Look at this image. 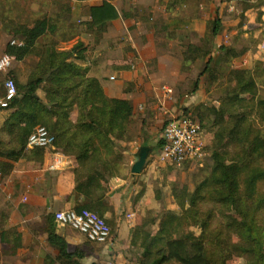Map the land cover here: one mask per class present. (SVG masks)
Returning <instances> with one entry per match:
<instances>
[{
	"label": "trees",
	"instance_id": "1",
	"mask_svg": "<svg viewBox=\"0 0 264 264\" xmlns=\"http://www.w3.org/2000/svg\"><path fill=\"white\" fill-rule=\"evenodd\" d=\"M194 1L215 0L182 2ZM89 17L90 21L84 24L85 32L101 39L119 14L111 3L104 2L90 8ZM8 18L7 11L2 10V28L24 43L22 47L8 43L5 55L14 57L16 62L35 56L38 62L25 83L15 74L8 77L16 82L17 95L8 108H0L6 114L0 133L9 138L8 150L0 152V171L5 178L13 169L9 162L17 163L26 155L44 156L43 149H32L29 154L26 150L35 129L46 127L56 139L55 150L73 158L77 164L72 171L71 195L82 198L83 204L76 205L74 210H89L109 223L106 215L114 213L110 181L126 170L118 143L131 141L134 106L130 101L107 97L100 81L89 77L85 64L88 50L84 49L83 42L78 41L71 49L59 50L50 39L51 34L57 33L51 18L45 17L31 25ZM222 27V20L217 16L200 44L188 45L183 53V67L206 61L202 76L209 78L212 86L223 81L219 86L224 94L220 106L204 109L198 120L203 132L208 123L207 130L213 135L211 170L194 191L187 186L174 187L173 197L181 214L163 215L156 234L148 230L147 218L132 228L130 246L139 249L142 264L170 261L231 264L235 258L243 260L240 264H264V225L258 224L259 216L264 215L261 189L264 184V95L258 83L260 78L264 79V68L261 64H256L254 69L233 67L232 62L244 52L225 45L218 48L215 56ZM198 85L199 80L194 92ZM39 92L44 96L40 97ZM162 145L160 141L159 150ZM144 193L145 189L139 196ZM155 196L160 199L156 192ZM209 208H212L210 212ZM216 211L222 217L223 228L210 230ZM191 228H198L200 234L196 235ZM44 233L50 247L58 251V264H84V252H70L65 238L57 233L55 214L45 217Z\"/></svg>",
	"mask_w": 264,
	"mask_h": 264
},
{
	"label": "crops",
	"instance_id": "2",
	"mask_svg": "<svg viewBox=\"0 0 264 264\" xmlns=\"http://www.w3.org/2000/svg\"><path fill=\"white\" fill-rule=\"evenodd\" d=\"M104 2H109L116 8L119 18L109 24L107 32L101 39L89 33L78 36L75 41L76 43L78 41L83 42L84 49L88 50V60L85 64L89 68V77L97 78L100 81L107 97L130 101L134 106L135 115L139 110L145 108L146 103L152 102L154 96L159 99L163 97L162 93L155 90V87L153 88L155 82L149 81L148 77L154 80V77L164 76V78L172 80L174 75H179V71L184 66V61L181 62L180 59L183 60V53L186 47L190 44L199 45L206 33L210 32L209 25L217 16L222 20L224 28L222 27V36L220 34L217 37L214 55L218 54V48L223 45L220 44V39H229L228 31L231 29L230 27H235L238 23V21L234 20L230 22L228 18L224 19L225 14L238 12L237 4L234 0L229 2L227 0L220 2L215 0V3L211 2L209 6L211 8L210 12H217V14L210 19L208 18L206 28L201 27L199 20L187 21L173 16L168 9L170 0H88L77 6L73 11V16L90 21L89 9L100 6ZM249 2L251 4L256 3L255 0ZM251 6L252 8L245 11V15H249L253 11V5ZM257 11L258 19L261 13L262 17L260 20L264 22V5L258 8ZM252 22L253 19L249 23ZM0 23L2 28L4 21H0ZM185 25L186 27H192L193 30L186 32L182 37L179 34L174 36L175 32H180L178 28H184ZM1 28L0 53L3 48L5 49L3 46L5 36L3 33H5V30ZM165 28L173 34L170 36L166 35V40L162 38L163 42L166 43L165 48L162 50L157 46L156 38H158L157 31ZM262 31L263 29L260 30L258 28L244 30L242 37L250 36L254 38L260 35ZM5 34L6 36L8 35L7 33ZM189 34L196 35L200 40L199 43L186 42L189 40ZM19 40L22 41L21 39ZM176 46L177 48H175ZM135 52L137 57L134 56ZM124 56H128L131 65L128 64L127 60H123ZM245 56L241 59L238 58V65L235 68L243 67V64L241 65L242 62L244 66L249 67L255 61L262 62L264 68V59H262L260 51L257 50L254 54L249 52ZM26 60L16 62V70H14L15 76L21 82L24 79L20 76L22 63ZM156 60L157 66L148 68V64ZM199 62L193 63L192 66L197 65ZM127 64L129 67L125 66ZM132 66H136V70L132 69ZM155 71H158V73L154 74ZM113 77L115 79H112ZM154 110H156V118L163 119L162 116L166 115V117L171 119L177 116L171 104L166 105L164 114L157 112V107H154ZM0 117L3 123L6 117L5 112H0ZM144 122L147 123V121ZM120 144L125 143L120 142ZM126 144L132 145L133 141L126 142ZM150 149L152 150V148ZM30 151L31 149L27 148V154ZM58 153L63 157L66 167L56 172H48L46 169L48 161L52 159V156L47 153L44 156L30 157L26 155L17 163L8 161L13 166V169L5 178L0 171V196L10 202L8 218L4 220L3 230L0 233V246L2 247L3 243V245L13 248L11 254L14 259L19 260L20 264H58V251L50 247L47 236L44 233L45 221L42 232L37 235L35 232L29 233L30 230L27 229L28 219L30 221L32 217L37 218L42 215L46 217L51 213L55 214L56 212L69 209L74 210L76 205L83 204L82 198L72 197L71 195L73 187L72 171L77 164L73 158L67 157L61 152ZM131 154L126 171L122 176L110 181V203L114 208V213L106 215V219L112 221L110 223H113L116 227V239L114 244L111 246L107 245L105 249L99 250L92 255V258L97 259L100 264H115L112 263L113 261H116L117 264H125L120 251L131 247V230L145 215L146 211L165 208L175 211L177 207L175 203L169 201L167 196H164L161 200L156 199L152 180L157 177L155 162L150 161L149 158L142 174L134 175L132 174V167L137 161L133 155L136 156L138 153L134 151ZM141 182L146 183V190L142 197L139 196L143 190ZM29 199L31 207L28 208L29 213L27 216L19 207L23 201H28ZM123 212L130 215V220L126 221L122 218ZM55 228L57 233L67 241L70 252L76 250L84 251L85 236L78 231L75 232L74 229L68 226H59L55 223ZM19 236L20 245L17 247V238ZM114 246L117 247L115 251ZM112 247H114L113 250ZM115 252L119 254L116 255ZM112 254L114 255L113 257ZM0 264H6V260H1Z\"/></svg>",
	"mask_w": 264,
	"mask_h": 264
},
{
	"label": "rangeland",
	"instance_id": "3",
	"mask_svg": "<svg viewBox=\"0 0 264 264\" xmlns=\"http://www.w3.org/2000/svg\"><path fill=\"white\" fill-rule=\"evenodd\" d=\"M182 1L183 0H170L169 2L168 9L170 7L171 14L176 18H183L187 21L188 20L192 21L196 19L200 21V25H202L201 27L206 28L208 23L207 21L208 18L210 19L213 17V15L217 14V12L214 13L210 12L211 11V8H209L210 2L194 1L192 3L189 2L187 4L184 2L183 4ZM218 1L220 2L224 0H218ZM227 1L229 2L230 0ZM234 1L237 4L238 12L228 13L229 15L225 14L224 19L228 18L230 22L234 20V21H238V23L235 27H230L231 29H229L228 31L230 38L229 39L223 38L224 40L221 38L220 44L232 47L237 52L243 51L244 52L243 56L239 57V59H241L243 57H246L245 55L248 54L249 52L254 54L257 52V50L259 51V46L262 45V43L264 42V22L258 19V11H257V9L260 8L261 4L264 3V0H255L256 2L255 4H251L249 2L251 0H234ZM251 5H253L254 8L253 11L249 15H245L244 14L245 11L248 8L249 9L252 8ZM2 10H5V13L7 11V14L9 16L8 19L12 20V22H16L20 24L31 25L35 23L37 20L43 19L45 17L51 18V21L53 20L54 24L56 25L57 33L55 36L51 34L50 39L56 42L59 50L71 49L72 46L75 45L76 43L75 40L78 36L82 34H88L85 32V27H84L85 20L83 18L80 19L77 18L76 16H73L74 9H72V3L70 0H0V12ZM251 19H253V22L249 23ZM1 25L2 24L0 23V28ZM256 28L260 30L263 29L262 33L257 37L254 38L250 36L242 37V32L244 30H253ZM178 29H180V32L179 33L175 32L174 36H177L179 34V36L182 37L186 34V32L188 33L189 31L193 30L192 27H186V25L184 28H178ZM209 30H210V25H209ZM157 32H158L157 35L158 38H156V43L158 44L157 46L163 50L165 48L166 43L163 42L162 38L165 39L166 35L170 36L173 33H170L167 28ZM238 32L240 33L238 34ZM5 33H3L5 35L3 41L4 42L3 46L5 48H6L5 44L11 43L13 40L20 39L19 37L10 34H8L7 37ZM188 36H189V40L186 42L191 41V42H196V44L199 43L200 40L196 35L189 34ZM47 39L48 37L44 38V41L47 42L46 41ZM185 45H187V43H185ZM175 48H177V46ZM3 54H5L4 48L0 53V57ZM136 54L137 53L135 52L134 55L135 57H137ZM123 60H127L129 62L128 64L131 65V62L128 60V56H124ZM237 60L238 58H236L232 62L233 67L238 65ZM180 61L182 62L183 60L180 59ZM37 62H38L37 57L30 56L25 62L22 63L20 76L24 78L22 80L23 83L27 81L32 68L37 64ZM134 63L132 64L134 65ZM128 64L125 66L129 67ZM205 64L206 61H201L195 66L190 65L188 67L187 66L183 67V69L179 71V75H174L172 77V80L164 78V76L160 77L159 75L158 78L154 77V80L148 77L149 81L155 82V85L153 86V88L155 87V90H158L161 93V88L163 86H169L174 90V94L171 99H168L166 101L163 99V97L159 99V98H155V96L153 95L154 100L152 102L146 103L145 108L139 110L138 113L135 115L132 124L130 126V134H129V139L133 141V144L129 145L126 144V142L125 144H120V142L118 143L120 150L123 151L126 166L128 165L130 156H132L131 153L134 151L139 153L142 146H148L152 148L153 151L152 154L150 155V161L152 162L156 161V157L158 156L160 151L158 148V144L161 141V134L163 132L167 120H169V117L163 115L162 116L163 119L156 118L155 117L156 110H154V107H157V112L164 114L163 112L164 109L166 108V105L171 104V107L173 108V110H175V113L177 115H179L180 112L181 113L183 112L185 114L196 117L197 120H199L200 119L199 114L201 111H204V109H208L211 107L220 106L221 101L224 98V94L219 86L223 81L220 80L218 83L215 84V86H212L210 79L207 78L206 76H202V72L205 68ZM242 64L243 67H239L240 69H248V68L254 69L256 64L263 65V63L259 61L253 62V64L249 67L244 66L243 62L241 63V65ZM16 65L17 63L16 61H14L10 71L5 75L0 76L1 95L5 94L3 82L7 77H10V75L15 74L14 70H16L15 68ZM154 66H157V60L151 61V63L148 64V68ZM224 68L225 66L223 67V69ZM155 73H158V71H155L154 74ZM197 80H199V85L197 91L194 92ZM258 83H259L260 93L261 95H264V79L260 78ZM153 88H152V92L154 94ZM39 95L40 97H43L44 93L39 92ZM144 121H147V123H145ZM2 126H3L2 118L0 117V130ZM208 127L209 124L206 123V129L203 128L206 137L207 148H206V156L203 158L202 161H200L199 163L186 164L182 167H175L170 165L157 166V171H156L157 177L152 180L154 184L153 191L156 192V194L160 197L159 200H161L164 196H167L169 201H171V203H175V205L177 206L175 199L173 197L174 187L182 188L183 186H187L191 191H194L195 188L201 183V181H203L205 176L210 172L212 166L211 143L213 140V135L208 132L207 130ZM8 145H9V138L5 134L0 133V152L7 151L9 147ZM133 156L135 157V160L138 161V154H136V156L135 155ZM1 162L2 161H0V163ZM141 183L143 189L146 190V183L144 182ZM261 189L264 192V184L261 186ZM3 198H4L3 196H0V233L3 230V223L4 220L8 218V211L10 209L8 208L10 202H8L6 199ZM30 207L31 205L29 199L28 201H23L19 209L25 212V215L28 216L29 213L28 208ZM211 209L212 208L208 209L209 212L211 211ZM168 212H175L181 214V210L177 206L175 211L167 210L166 208L146 211L145 215L141 218V220L143 218L144 219L147 218L150 221L149 223L150 226L148 227V230L151 232V234H156L162 216L168 214ZM214 213H215V221L213 222V225H211L210 230L222 229L223 228L222 217L221 215L218 214V211ZM44 217L45 215L38 216L37 218L32 217L30 221L28 219L27 229L30 230L29 233L35 232V234L37 233V235H39L38 233L42 232L43 224L45 221ZM122 218L128 221L130 220V215L127 214L126 212H123ZM108 222L112 230V238L109 242H107L104 245L97 246L95 244L89 243L86 239H84L83 252L85 255H88V257H86L83 260L84 263L100 264L97 259L92 258V255L99 250L102 251L103 249H105L107 245L111 246L112 244H114V241L116 239V227L113 225V223H110L112 221L108 220ZM258 224L264 225V215L259 216ZM190 230L194 232L196 235L200 234L198 228H193V229L191 228ZM227 239L230 242H233V239L231 237L227 236ZM234 239L237 238L234 237ZM114 247H112V250ZM116 248L117 247H115L114 251L116 250ZM12 251L13 248L8 247L5 244L3 245L2 243V247L0 246V262L1 260H6V264H20L19 260L14 259V257L12 256L11 254ZM115 253L116 255L119 254L118 252ZM120 253L123 256L125 264H142L141 253L138 248H132V247L126 248L121 250ZM113 254L112 257L114 256ZM242 261L238 258H235V260L231 264H240ZM112 263L117 264L116 261H113ZM166 264H179V263L176 261H170L169 263Z\"/></svg>",
	"mask_w": 264,
	"mask_h": 264
},
{
	"label": "built area",
	"instance_id": "4",
	"mask_svg": "<svg viewBox=\"0 0 264 264\" xmlns=\"http://www.w3.org/2000/svg\"><path fill=\"white\" fill-rule=\"evenodd\" d=\"M70 1L72 9L75 10L79 4L88 0ZM10 44L11 46H23V42L18 39L13 40ZM259 51L264 59V42ZM14 60V57L7 54L0 57V76L10 71ZM132 69H135V66H132ZM3 85L5 94L0 99V108L6 109L17 95V85L13 79L8 77L4 80ZM161 93L166 101L173 97L174 90L169 86H163ZM55 141V137L46 127L39 126L30 135L27 143L28 149H43L45 153L52 156L46 165L48 172H56L66 167L63 157L55 151ZM161 141L163 142L162 148L154 161L156 166L182 167L186 164L199 163L206 156V137L201 124L183 112L166 122ZM55 223L59 226L71 227L92 243L106 244L112 238V230L106 220L89 210L77 212L69 209L56 212Z\"/></svg>",
	"mask_w": 264,
	"mask_h": 264
},
{
	"label": "water",
	"instance_id": "5",
	"mask_svg": "<svg viewBox=\"0 0 264 264\" xmlns=\"http://www.w3.org/2000/svg\"><path fill=\"white\" fill-rule=\"evenodd\" d=\"M151 149L147 146H142L138 153V161L132 167V174L140 175L145 170L147 162L150 158Z\"/></svg>",
	"mask_w": 264,
	"mask_h": 264
}]
</instances>
